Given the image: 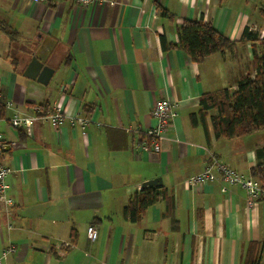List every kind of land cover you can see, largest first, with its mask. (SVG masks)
<instances>
[{"label":"crops","instance_id":"1","mask_svg":"<svg viewBox=\"0 0 264 264\" xmlns=\"http://www.w3.org/2000/svg\"><path fill=\"white\" fill-rule=\"evenodd\" d=\"M186 19L210 23L234 45L193 62L177 46ZM245 28L264 37V0H0V102L24 115L60 103L68 116L59 127L37 120L28 134L2 105L0 135L16 142L0 153L13 202L9 215L0 204V249L15 246L3 264H242L250 242L264 264V203L248 207L219 175L185 183L214 155L264 186V129L216 138V110L197 125L189 119L203 93L254 76L261 45L240 40ZM32 56L53 68L46 84L23 75ZM159 99L177 103L176 117L159 152L136 151ZM77 115L88 119L83 127ZM157 177L151 187L164 196L131 222L124 206Z\"/></svg>","mask_w":264,"mask_h":264},{"label":"trees","instance_id":"2","mask_svg":"<svg viewBox=\"0 0 264 264\" xmlns=\"http://www.w3.org/2000/svg\"><path fill=\"white\" fill-rule=\"evenodd\" d=\"M4 32L11 38L15 31L3 26ZM177 46L196 63L215 53L230 49L234 41L216 31L212 25L201 19L184 20L177 29ZM242 41H259L260 54H254L255 74L247 75L238 82L234 90L220 89L215 92L203 93L199 98V109L189 116L190 123L197 125L203 121L210 110H216L211 117V129L216 138H236L251 132L264 129V37L245 28L241 34ZM3 102H0V116H3ZM43 107V105H40ZM264 154V147L261 149ZM257 169L253 168L255 172ZM164 191L151 187L135 192L123 208L124 216L135 222L148 207L154 204ZM258 244L248 243L242 264H261L258 255Z\"/></svg>","mask_w":264,"mask_h":264},{"label":"built area","instance_id":"3","mask_svg":"<svg viewBox=\"0 0 264 264\" xmlns=\"http://www.w3.org/2000/svg\"><path fill=\"white\" fill-rule=\"evenodd\" d=\"M37 3L54 4L58 0H33ZM78 5L86 6L94 0H74ZM3 106L7 109L14 110L13 115L9 119L10 124L18 129L24 130L26 133L31 134L33 130V124L37 120L49 121L53 126L59 127L66 115L64 106L60 103L53 104L49 109H43L40 105L33 107L32 115L22 114L15 104L11 101H4ZM177 103L169 99L156 100L151 108L150 115L153 118V125L145 131L144 137L139 140L135 146V150L150 149L153 152H159L160 140L168 131L172 120L176 117ZM77 124L84 126L88 119L83 116L71 117ZM16 142L6 141L0 135V153L6 146H14ZM11 169L9 166L0 162V204L4 207L6 214H10V208L13 205L12 199L8 195L9 185L7 183V176ZM219 175L221 179L227 184L238 185L246 195V204L248 207L255 206L258 202L264 203V186L251 177H245L227 164L220 161L214 155L209 159L205 168L189 177L186 180V185L190 188L200 184H206L213 181L216 176ZM222 191L226 188L223 186ZM8 229L13 227V222H9ZM87 237L90 241H94L97 238V230L94 225H89L86 230ZM62 246H70L69 243L63 242ZM15 251L13 244L0 249V264H3L4 259Z\"/></svg>","mask_w":264,"mask_h":264},{"label":"water","instance_id":"4","mask_svg":"<svg viewBox=\"0 0 264 264\" xmlns=\"http://www.w3.org/2000/svg\"><path fill=\"white\" fill-rule=\"evenodd\" d=\"M53 71V68L44 64L36 56H32L30 61L26 64V67L23 71V75L30 79L36 80L41 84H46L51 78ZM158 185H160V178L157 177L144 181L141 187L146 188Z\"/></svg>","mask_w":264,"mask_h":264}]
</instances>
